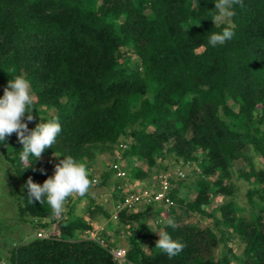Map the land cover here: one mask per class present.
Wrapping results in <instances>:
<instances>
[{"label":"trees","instance_id":"trees-1","mask_svg":"<svg viewBox=\"0 0 264 264\" xmlns=\"http://www.w3.org/2000/svg\"><path fill=\"white\" fill-rule=\"evenodd\" d=\"M213 7L214 0H0V95L9 79L25 74L34 107L28 128L57 116L62 128L31 165L18 159L22 145L15 133L0 143L21 189L17 217L36 230L0 252V262L115 264L87 239L101 211L118 226L112 237L100 236L110 247L123 246L136 264H264V166L256 169L253 160L264 163V0H242L220 25L211 20ZM226 24L235 37L207 46L211 32ZM97 152L112 159L98 177L89 170L91 187L114 180L113 204L123 197L124 182L159 189L168 157L199 170L176 185L169 173L171 205L121 209L115 220L91 197L84 213L76 214L71 202L57 218L46 201H29V179L42 184L66 155L91 169ZM116 154L125 181L115 176ZM240 161L245 164L237 168ZM236 174L249 183L245 204L237 198ZM182 182L190 184L192 198L179 195ZM156 206H165L175 229L146 228ZM191 215L209 224L187 221ZM162 229L186 245L172 259L154 247ZM38 231L47 236L37 237ZM230 241L243 244L241 253Z\"/></svg>","mask_w":264,"mask_h":264},{"label":"clouds","instance_id":"clouds-1","mask_svg":"<svg viewBox=\"0 0 264 264\" xmlns=\"http://www.w3.org/2000/svg\"><path fill=\"white\" fill-rule=\"evenodd\" d=\"M240 3L242 0H214L211 20L220 25L234 17L235 7ZM235 35L234 26L226 24L221 27L220 31L211 32L207 38V46L212 48L218 45L223 46ZM33 108V91L30 81L25 74H16L8 80L3 95H0V143L15 133L22 145L18 159L30 165L34 159H39L46 149L52 148L62 131L58 116L45 122H39L34 128L29 129L25 120L33 119ZM91 184V174L86 162L72 155H66L54 166L53 174L48 176L42 184L35 183L31 179L27 181V196L31 203L38 201L42 204L46 201L55 215H62L67 199L73 194L83 197ZM114 206L115 204H113V212ZM143 206L139 205L135 209ZM163 224L165 228L175 229L177 226L175 219L171 216L165 219ZM155 233L158 234V239L154 247L166 254L169 259L179 255L186 247L185 243L173 239L164 229Z\"/></svg>","mask_w":264,"mask_h":264},{"label":"rangeland","instance_id":"rangeland-1","mask_svg":"<svg viewBox=\"0 0 264 264\" xmlns=\"http://www.w3.org/2000/svg\"><path fill=\"white\" fill-rule=\"evenodd\" d=\"M112 157L110 154L106 152L96 153V157L93 163H91V169L93 170V175L98 177L99 173L108 167L109 162L111 161ZM255 162V168H259L261 166H264V163L260 161V158L254 157L253 158ZM165 163L168 165V171L169 173L173 174L174 177V185H176L182 180L186 179L187 176H190L189 178H193L192 170H199L197 166L194 164H189L186 166H181L179 164H176L173 162L172 158H166ZM244 161H240L237 163V168L242 166ZM139 166H142L145 168L144 163H139ZM53 170V167H51ZM179 172H183V177L179 176ZM233 181L236 183V185L239 186V191L237 193V198L239 201H241L242 204L246 203V197L244 195L249 183L242 177H239L237 174L233 176ZM189 181V180H188ZM113 182H115L113 180ZM111 183L109 187L107 186H100V187H90L88 190V196H79L77 194H73L70 198V200L65 202V211L68 210V205L73 202L75 204V210L74 212L76 214H82L86 211L90 198L94 199V202L99 204L100 206H103L106 210L113 212V202H114V194L115 191L113 190L114 183ZM152 182V181H151ZM125 183V182H124ZM183 183V182H182ZM190 184H180L179 185V195L188 198H192L193 193L191 192V189L188 188ZM128 186V185H127ZM135 188H139V185L136 183L133 185ZM20 185L19 181H17V178L15 176V173L11 169L10 165L6 162L4 157L2 156L0 152V222L2 225V231L0 233V252L2 254H6L9 248L19 242L20 239L24 240L27 237L30 236V234H33L36 232V230H33L29 224L23 223L19 220L17 217V208H16V197L20 193ZM220 202V199H216L212 203V207L216 206ZM141 208V207H139ZM138 208V209H139ZM160 209L162 213H157L156 210ZM165 206L162 207H154V209L150 212L149 216L146 218V227L147 229H155V225L159 224L160 226L163 225V221L167 219V215H164L163 212L165 210ZM64 211V212H65ZM61 215H54L55 218L60 217ZM187 221L196 222L200 227L207 226L209 224L208 220H200L197 216L191 215L189 217H185ZM107 218L104 217V215L101 213V211H97L95 214V217L93 220H91V224L93 226L91 233H97L100 235L103 232L106 233V235H112V229L114 227H117L118 224L116 222H113L110 220L107 222ZM115 220V219H113ZM145 225V226H146ZM3 234V235H2ZM119 241L120 245L125 243V232L119 234ZM110 239H108L106 242L108 243ZM117 242V240H115ZM229 245L233 248V251L236 254L241 253L243 244L238 241H234L229 243ZM221 248V246H220ZM215 248L212 251V255L216 256L218 253V250L220 249Z\"/></svg>","mask_w":264,"mask_h":264},{"label":"built area","instance_id":"built-area-1","mask_svg":"<svg viewBox=\"0 0 264 264\" xmlns=\"http://www.w3.org/2000/svg\"><path fill=\"white\" fill-rule=\"evenodd\" d=\"M115 157L119 160L118 163H114L112 165L113 169L116 170V175L119 178L124 179L126 172L124 169L120 167L122 158L119 154H116ZM183 172H179V176H183ZM169 176V172L164 173L160 178V187L159 189L151 190L149 188H135L132 183H123L121 188L122 198L115 204L114 212L112 214V218L115 219L117 217L118 211L121 209L133 210L139 205H146L150 203H162L165 205H171L172 200L169 196L166 195L168 181L167 178ZM127 181V180H126ZM128 185V186H127ZM37 237H45L47 233L38 231L36 233ZM87 239L93 240L100 244L103 248H105L115 260V264H136L130 262L126 259V249L122 246L119 247H110L105 239H103L96 232L91 233L87 236ZM0 264H6L5 262H0Z\"/></svg>","mask_w":264,"mask_h":264}]
</instances>
